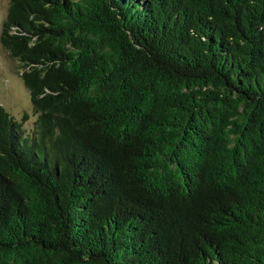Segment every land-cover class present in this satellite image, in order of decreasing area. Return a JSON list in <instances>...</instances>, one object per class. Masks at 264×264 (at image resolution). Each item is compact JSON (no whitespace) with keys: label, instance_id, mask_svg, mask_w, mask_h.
Here are the masks:
<instances>
[{"label":"trees","instance_id":"16d2710c","mask_svg":"<svg viewBox=\"0 0 264 264\" xmlns=\"http://www.w3.org/2000/svg\"><path fill=\"white\" fill-rule=\"evenodd\" d=\"M0 264H264V0H9Z\"/></svg>","mask_w":264,"mask_h":264},{"label":"rangeland","instance_id":"374dc122","mask_svg":"<svg viewBox=\"0 0 264 264\" xmlns=\"http://www.w3.org/2000/svg\"><path fill=\"white\" fill-rule=\"evenodd\" d=\"M8 6L9 0H0V30ZM19 73L16 61L11 58L0 42V105L18 118L26 113L27 116L23 120V125L26 130H30L34 124V115L29 93L22 84Z\"/></svg>","mask_w":264,"mask_h":264}]
</instances>
